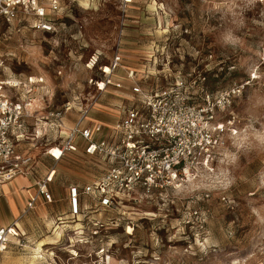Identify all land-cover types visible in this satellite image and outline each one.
<instances>
[{
	"label": "rangeland",
	"instance_id": "374dc122",
	"mask_svg": "<svg viewBox=\"0 0 264 264\" xmlns=\"http://www.w3.org/2000/svg\"><path fill=\"white\" fill-rule=\"evenodd\" d=\"M63 1L55 32L0 21V80L31 83L37 106L27 137L38 151L59 135L52 112L70 124L93 104L89 118L115 121L133 104L135 83L158 89L182 77L198 102L205 92H240L218 116L226 121L232 112L237 121L207 169L168 193L120 196L111 208L87 196L89 210L72 223L81 234L58 240L50 219L39 222V235L65 249L61 260L41 264H264V1ZM116 55L111 80L122 87L99 90ZM57 167L64 180L85 184L108 161L81 148ZM21 252L29 264L32 251Z\"/></svg>",
	"mask_w": 264,
	"mask_h": 264
},
{
	"label": "built area",
	"instance_id": "2783aa9c",
	"mask_svg": "<svg viewBox=\"0 0 264 264\" xmlns=\"http://www.w3.org/2000/svg\"><path fill=\"white\" fill-rule=\"evenodd\" d=\"M63 10L60 0H0V21H25L37 31L55 32L62 27L63 22L57 15ZM120 62V56L116 55L108 66L110 71L104 67L106 76L98 82L99 90H105L108 85L122 87L121 81L111 80ZM132 74L128 77L133 78ZM30 84L15 78L0 80V184L28 175L35 168L33 156L19 152L16 145L25 137L26 122L33 117L37 106L36 99L29 96ZM191 88L182 77L158 89L133 84V104L121 108L122 117L111 134L99 141L90 126L84 124L93 104L81 109L76 126L63 138L61 154L55 155L52 149L49 154L58 161L64 153L75 151V139L80 135L87 142L86 153L107 160L109 169L84 187H69L72 219H79L89 210L88 206L83 209V195L94 196L99 206L111 208L120 196L139 189L149 194L168 193L210 166L225 144V135L234 131L237 121L232 112L226 121L218 116L232 106L233 96L240 89L222 90L215 96L205 92L198 102ZM49 116L55 128L63 127V111ZM54 176L52 170L37 183V191L30 194L27 211L36 207L40 197L53 201L49 183ZM82 230V227L76 229L75 234H81ZM18 235L16 222L0 227V264L12 237Z\"/></svg>",
	"mask_w": 264,
	"mask_h": 264
},
{
	"label": "crops",
	"instance_id": "0c3cea01",
	"mask_svg": "<svg viewBox=\"0 0 264 264\" xmlns=\"http://www.w3.org/2000/svg\"><path fill=\"white\" fill-rule=\"evenodd\" d=\"M60 2L64 8H66L64 1L60 0ZM34 116H36V111L34 112L33 117ZM79 117L80 115L75 122H70V124L64 117L63 127L61 129H57L53 125L55 133H58L59 135H55L54 138L51 139L53 141L50 140V137L46 138L45 144L48 146L46 151H38L37 142L34 141V138L29 140L27 137V128L25 131V137L22 140L17 141V150L23 154L33 156L35 168L28 175H20L10 182L0 184V227L8 226L11 223L16 222L19 231V235L12 237V241L8 244L5 252L3 253L1 264H24L21 250L24 251L27 248L32 251V254L30 255L31 260L28 261L29 264H41L44 263V261L56 262L57 260H61L60 251L65 249L62 247H56L57 242L52 241L51 238H49L50 236H47L48 238L45 239L39 235V222L43 224L46 220L50 219V229L53 233L58 234V240H60L62 236L69 237V235L75 234L76 229L82 227L80 223L72 224L75 219H72L70 216L69 187L71 185L84 187L96 178L85 184L70 182L66 179L64 180L58 173L57 164L62 158L68 154L78 151L81 148L84 154L88 156L93 155L86 153L85 148L87 142L81 138L80 135H78L75 139V151L64 153L58 161H56V159L49 154V150L54 147H58L61 150L64 136L76 126ZM121 117L122 115L115 121H110L106 120V118L104 119L103 115L102 118H89L88 115L84 124L90 126L93 131L94 138L99 141L111 134L113 126ZM28 121L29 119L26 122V126ZM44 124L48 125V122L45 121ZM108 169L109 162L108 168H106L103 175L108 171ZM52 170L55 171V176L49 183V191L52 194L53 201L48 202L43 197H40L37 201L36 207L27 211L30 194H34L37 191V183ZM86 202L87 196L83 195V209L87 206ZM42 207H44L45 210H43ZM47 207H49L50 210H48ZM69 220L71 222H69ZM73 251L76 252L75 250ZM37 252L39 255H34ZM45 263L49 264V262Z\"/></svg>",
	"mask_w": 264,
	"mask_h": 264
},
{
	"label": "bare ground",
	"instance_id": "6f19581e",
	"mask_svg": "<svg viewBox=\"0 0 264 264\" xmlns=\"http://www.w3.org/2000/svg\"><path fill=\"white\" fill-rule=\"evenodd\" d=\"M95 59V58H94ZM52 152L55 154V155H57V156H59L60 154H61V150L58 148V147H54L53 149H52Z\"/></svg>",
	"mask_w": 264,
	"mask_h": 264
}]
</instances>
